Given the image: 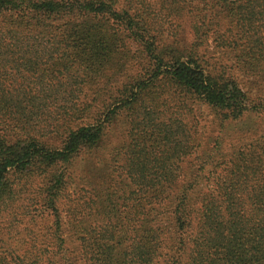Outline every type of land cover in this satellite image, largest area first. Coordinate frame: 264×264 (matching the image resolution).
<instances>
[{
    "label": "trees",
    "instance_id": "trees-1",
    "mask_svg": "<svg viewBox=\"0 0 264 264\" xmlns=\"http://www.w3.org/2000/svg\"><path fill=\"white\" fill-rule=\"evenodd\" d=\"M194 2L0 0V264H264V129L226 146L252 101L198 50L224 17L219 40L264 79V0H200L191 45L163 42ZM191 98L233 132L204 142Z\"/></svg>",
    "mask_w": 264,
    "mask_h": 264
},
{
    "label": "rangeland",
    "instance_id": "rangeland-1",
    "mask_svg": "<svg viewBox=\"0 0 264 264\" xmlns=\"http://www.w3.org/2000/svg\"><path fill=\"white\" fill-rule=\"evenodd\" d=\"M153 2L157 0H152ZM208 1V0H207ZM200 0H195L193 3V6H188L187 8H184L182 10L174 12L172 15L165 14L166 16H158L160 19L162 18L163 27L159 26L162 31H164L163 34V42H172L174 39V34L176 37L180 39L182 42L183 47L187 45H191V42L194 40V33L192 30V24L196 23L197 18L196 16L191 15L192 7H196L195 3H199ZM208 3V2H207ZM158 9L160 7V4L154 5ZM209 8H213L212 4H208ZM123 17L127 19L128 15L124 14ZM159 19V20H160ZM220 23L218 22V25L214 24L211 20L208 21L209 25L206 28L207 29V39L205 38L204 41H202V44L198 45V50L201 53V61L205 62V64L216 66V63L219 61L224 64L223 69L226 71V75L230 78H232L233 81H235L238 86L247 93L249 96V100H251V108L252 111H250L248 117H246V120L248 121V126L252 127L254 130L248 133L241 134L237 138L228 141L226 146H229V143H236L234 147L237 149L241 146L239 144L240 141L245 140V142L254 140L257 137H260L263 135V129H264V79L263 74H254L252 71L245 70L240 64V59L237 53H235L232 49L225 46L222 40H219L221 37H223L224 31H227L230 29L228 21L226 18L221 17ZM158 21L156 18H153V22ZM159 25L160 22L158 21ZM229 33V32H227ZM181 44V43H180ZM146 57L144 55H140L137 51V46L132 47V53H130V59L128 60V66L131 65L132 68L128 70L129 73H136L142 70L144 65L146 64ZM204 64V65H205ZM147 67V66H146ZM128 73L125 75L123 73H120L119 81L117 84H121L124 79H126ZM189 103L192 109V116L194 118V123L198 124V129L201 130V138H203L204 142H208V139L211 137L217 136L219 133H221L223 136L225 134L233 132L231 131V128L228 130H222L219 125V119L215 114L214 109L211 108L210 105H206L201 101H198V99L191 98L189 99ZM242 124L241 122H239ZM122 124V130L123 134L121 136H111V139L109 137L108 141V148L114 147V145L118 144L120 139H124V135H126V131H124V128L127 126H124V122ZM253 124H257V128L253 126ZM226 131H228L226 133ZM120 133V131L118 132ZM130 140V139H129ZM58 143V141H56ZM232 147V146H231ZM231 148H227V153L230 151ZM193 155H196V152L193 153ZM194 167V163H189V168L192 170ZM46 181V180H45ZM36 186V185H35ZM35 187H33L30 191H28L25 194V198L20 201L21 208L18 210L25 211L34 209L36 205L32 204V199H30L31 195L34 192ZM69 192L73 194L74 190L70 187ZM19 204V201L17 205ZM72 203L69 202V205ZM40 205H38L39 207ZM14 210H7L4 213H0V221L3 219L6 220L5 217H13L12 213ZM66 217V214L63 215ZM20 217V216H19ZM23 220H26V216H23ZM3 220V221H4ZM8 220V219H7ZM4 222H2L3 224ZM24 224H22L23 227ZM19 230L22 232L19 234L21 237L25 239L26 236L25 232L26 230L21 229V224H19ZM34 230L38 231L39 234H44L47 232H50V222L48 224V221L43 222L42 224L37 225L34 227ZM47 235V234H45ZM21 248L27 247L26 244H20Z\"/></svg>",
    "mask_w": 264,
    "mask_h": 264
}]
</instances>
